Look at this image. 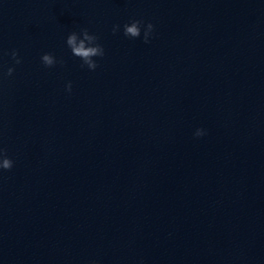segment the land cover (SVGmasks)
Here are the masks:
<instances>
[{
    "label": "water",
    "instance_id": "1",
    "mask_svg": "<svg viewBox=\"0 0 264 264\" xmlns=\"http://www.w3.org/2000/svg\"><path fill=\"white\" fill-rule=\"evenodd\" d=\"M0 148V264H264V0H0Z\"/></svg>",
    "mask_w": 264,
    "mask_h": 264
},
{
    "label": "clouds",
    "instance_id": "2",
    "mask_svg": "<svg viewBox=\"0 0 264 264\" xmlns=\"http://www.w3.org/2000/svg\"><path fill=\"white\" fill-rule=\"evenodd\" d=\"M144 24L142 20H133L131 23L123 26L124 35L130 38H139L141 35V26ZM144 31V43L149 42L150 34L153 31V25L151 23L146 24ZM120 29L119 25H114L112 28L113 33H117ZM66 44L70 49L72 55L78 57L81 61V67H87L89 70L94 71L98 67V63L94 60V57H103L105 52L101 44L98 43V37L94 34H90L87 28H82L79 33L72 32L67 36ZM11 56L16 64H19L18 53L13 50ZM41 62L45 67H53L57 63L63 64L64 62L57 61L55 56L51 53H45L41 56ZM14 72V68L9 67L7 69V76H11ZM66 91L71 92L72 83L69 81L66 86ZM203 130L198 129L196 132L197 136L203 135ZM13 161L7 157L6 151L0 148V169L10 170L13 167ZM91 264H96L95 261Z\"/></svg>",
    "mask_w": 264,
    "mask_h": 264
}]
</instances>
